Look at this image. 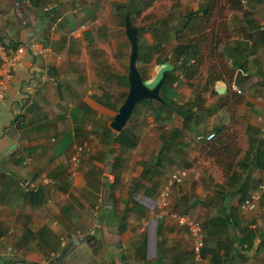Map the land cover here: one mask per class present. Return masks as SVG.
I'll return each mask as SVG.
<instances>
[{"label":"crops","instance_id":"0c3cea01","mask_svg":"<svg viewBox=\"0 0 264 264\" xmlns=\"http://www.w3.org/2000/svg\"><path fill=\"white\" fill-rule=\"evenodd\" d=\"M126 2L0 0L7 53L30 40L39 50L17 53L0 100V264H62L76 247L99 264H194L187 230L152 212L159 188L185 169L168 209L202 224L216 216L224 172L196 136L236 126L237 159L264 138V0H209L207 23L193 34L203 41L200 71L187 77L176 69L170 95L191 112L144 109L122 128L131 139L111 140L119 132L110 122L128 90L117 80L128 73ZM206 2L132 1L141 51L151 52L136 61L141 77L160 79L172 69L183 14ZM78 145L86 148L71 161ZM260 184L264 170L256 168L244 190L228 196L225 232L202 225L203 264H264V194L254 209L241 206Z\"/></svg>","mask_w":264,"mask_h":264},{"label":"trees","instance_id":"16d2710c","mask_svg":"<svg viewBox=\"0 0 264 264\" xmlns=\"http://www.w3.org/2000/svg\"><path fill=\"white\" fill-rule=\"evenodd\" d=\"M132 1L133 0H127V2L123 5V17L125 15L127 6H130V13L133 10ZM212 6L213 5L209 2V0H207L205 7L203 10H201V14L199 13L201 11H187L183 14L184 21L181 27L176 31L177 44L173 50L174 56L178 59L173 64L172 69L168 70V76L160 88V96L166 103L174 105V102L171 101L170 95L173 96L175 93L173 81L175 80L174 72L176 69H180L187 77H193L200 71V65L203 62V54L202 51L199 50L198 43H203V41L201 37H195L193 34H196L204 28L207 23V18L209 17V12L212 10ZM140 34L141 31L139 29L138 56L136 61L142 60L143 58L144 61L147 62L148 56L151 52L141 51L142 45L140 42ZM192 35L193 37H191ZM155 46H157L158 50L160 49L159 44H155ZM138 70L140 71L139 67ZM209 74L211 75L212 71H210ZM117 80L120 85H123L128 89L127 75H117ZM165 93H167V95ZM126 94L127 91L123 93L122 102L124 101ZM144 109L150 113L153 112L155 115H161L163 111L170 113L172 112L165 105L155 100L147 99L140 101L135 106L128 122L133 120L135 116H138L140 113H142ZM214 134L215 135L213 139L205 142V148L207 149V153L214 157L216 164L223 169L224 180L222 183L216 185L217 190L215 192V202L219 205L216 216L208 218L206 222H202V225L212 224L216 230H222L225 232L227 228L224 225L227 223L228 219V215L226 213L228 208V196L237 195L241 191L242 187L246 186L247 182L252 177L254 169L258 168L260 170H264V149L262 148L264 138L257 137L253 139L251 148L246 151L242 159H237L239 149L237 147L236 135L232 128L229 126L220 125L215 127ZM133 135L134 133L131 131L123 129L116 137H112L111 140H118L119 142H122L125 138L131 139L130 137ZM175 135L176 137H179V133ZM171 136H173V139H175L174 134ZM129 141L131 143L130 146H133V142L131 140ZM161 156L163 157L164 154L160 153L159 157ZM252 159L254 160L252 161ZM198 202L205 203V201L197 199L195 200L194 204H197ZM212 221H215V223H218V225L212 223ZM159 234L160 232L158 229V235Z\"/></svg>","mask_w":264,"mask_h":264},{"label":"built area","instance_id":"2783aa9c","mask_svg":"<svg viewBox=\"0 0 264 264\" xmlns=\"http://www.w3.org/2000/svg\"><path fill=\"white\" fill-rule=\"evenodd\" d=\"M28 51L36 55L38 50V43L36 40H30L26 43H22L16 46L15 51L12 53H7L8 51L4 49L2 43L0 42V67H1V79H0V100L3 98V92L7 88V84L10 81L12 66L17 64V53ZM234 90L239 92L236 87ZM214 132H209L206 135H197L196 140H206L210 141L214 138ZM85 145H78L75 148V153L71 155V161H77L81 153L85 150ZM186 176V170L183 168L176 169L170 177L161 185L158 192V205L157 208L152 211L157 218H163L165 216H171L174 218L180 227H184L191 239V248L194 259V264H203L202 248L205 245L204 231L202 224L196 218L190 217L188 215L179 214L173 210H169V199L172 191V187L182 183L184 177ZM259 190L250 195V197L244 199L241 202L242 207L248 209H254L256 203L264 194V184L259 185Z\"/></svg>","mask_w":264,"mask_h":264},{"label":"water","instance_id":"95a60500","mask_svg":"<svg viewBox=\"0 0 264 264\" xmlns=\"http://www.w3.org/2000/svg\"><path fill=\"white\" fill-rule=\"evenodd\" d=\"M124 28L126 37L130 43V54L128 62V90L126 97L122 104L118 107L116 114L113 116L110 122V127L120 132L126 125L127 121L131 117V114L135 106L143 100L151 99L155 100L167 108L174 111L181 117H185L191 112L189 108H178L172 104L166 103L160 96V88L166 79L168 72L165 71L159 81L152 87L147 86L142 80L141 74L136 66V59L138 56V28L131 22L129 15V6L126 7L124 15ZM62 264H99L98 260L93 255L88 253L87 249H74L69 254Z\"/></svg>","mask_w":264,"mask_h":264},{"label":"rangeland","instance_id":"374dc122","mask_svg":"<svg viewBox=\"0 0 264 264\" xmlns=\"http://www.w3.org/2000/svg\"><path fill=\"white\" fill-rule=\"evenodd\" d=\"M174 7H177V6H174ZM159 10H161V13H164V11H165V8H164V6L162 5V4H159V5H157V13H159L160 11ZM162 27V26H161ZM169 30V29H168ZM167 32V31H166ZM167 46V45H166ZM158 77H159V75H157L156 77H154V78H146V79H144V77H142L143 78V81H144V83L147 85V86H149V87H151V86H154L158 81H159V79H158ZM124 88V87H123ZM125 89V88H124ZM0 109H4V107L0 104ZM8 116V115H7ZM0 118L2 119V120H4V118H3V115H0ZM236 126H233V128H232V130L235 132V135H236V138L238 137V129L237 128H235ZM237 142V147H238V144H239V142H238V140L236 141ZM242 191L244 190V187H242V189H241ZM200 221H201V217H199V216H196Z\"/></svg>","mask_w":264,"mask_h":264}]
</instances>
